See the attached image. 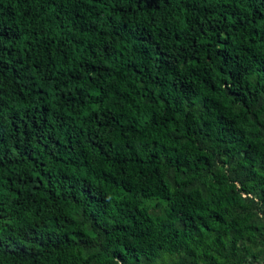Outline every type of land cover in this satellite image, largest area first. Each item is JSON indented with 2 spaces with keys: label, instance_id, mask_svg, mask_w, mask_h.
I'll return each instance as SVG.
<instances>
[{
  "label": "trees",
  "instance_id": "trees-1",
  "mask_svg": "<svg viewBox=\"0 0 264 264\" xmlns=\"http://www.w3.org/2000/svg\"><path fill=\"white\" fill-rule=\"evenodd\" d=\"M264 0H0V264H263Z\"/></svg>",
  "mask_w": 264,
  "mask_h": 264
},
{
  "label": "built area",
  "instance_id": "built-area-1",
  "mask_svg": "<svg viewBox=\"0 0 264 264\" xmlns=\"http://www.w3.org/2000/svg\"><path fill=\"white\" fill-rule=\"evenodd\" d=\"M264 264V263H263Z\"/></svg>",
  "mask_w": 264,
  "mask_h": 264
}]
</instances>
